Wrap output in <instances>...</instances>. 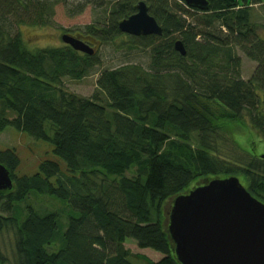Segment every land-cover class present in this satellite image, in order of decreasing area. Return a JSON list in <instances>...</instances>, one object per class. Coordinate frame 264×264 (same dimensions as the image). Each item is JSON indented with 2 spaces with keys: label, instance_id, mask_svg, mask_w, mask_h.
Here are the masks:
<instances>
[{
  "label": "trees",
  "instance_id": "16d2710c",
  "mask_svg": "<svg viewBox=\"0 0 264 264\" xmlns=\"http://www.w3.org/2000/svg\"><path fill=\"white\" fill-rule=\"evenodd\" d=\"M58 1L66 0H0V133L13 127L49 141L65 165L44 160L34 174L18 176L15 150L0 148L13 183L0 191V234L13 239L11 261L0 249V264H180L165 224L175 196L233 176L264 203V24L252 13L259 5L264 16V0H207L204 11L183 0H144L160 36L119 31L139 0L68 7L70 16L86 5L102 10L84 27L87 37L105 43L124 36L129 49L149 51L147 69L126 64L101 72L103 103L97 94L82 98L62 88L64 78L80 80L97 65L94 50L64 43L30 50L17 31L49 23ZM176 40L185 55L174 49ZM237 50L255 63L247 79ZM244 130L254 138L249 149L236 142ZM223 142L239 154L220 153ZM31 191L65 200L67 222L31 207L21 220ZM129 239L161 257L131 254Z\"/></svg>",
  "mask_w": 264,
  "mask_h": 264
},
{
  "label": "water",
  "instance_id": "95a60500",
  "mask_svg": "<svg viewBox=\"0 0 264 264\" xmlns=\"http://www.w3.org/2000/svg\"><path fill=\"white\" fill-rule=\"evenodd\" d=\"M204 11L207 0H184ZM121 33L131 36L161 35L162 28L144 0L136 12L118 22ZM61 40L75 51L93 54L83 40L63 34ZM174 49L185 55L176 40ZM13 186L9 170L0 164V191ZM167 232L180 264H264V203L253 197L237 177L215 178L195 186L170 201Z\"/></svg>",
  "mask_w": 264,
  "mask_h": 264
},
{
  "label": "rangeland",
  "instance_id": "374dc122",
  "mask_svg": "<svg viewBox=\"0 0 264 264\" xmlns=\"http://www.w3.org/2000/svg\"><path fill=\"white\" fill-rule=\"evenodd\" d=\"M79 0H66L64 2L58 1L53 5L52 16L50 22L39 25L23 24L17 28L25 46L30 49H38L43 47L63 46L61 36L69 34L81 40L88 41L95 53L93 56L96 58L97 65L82 79L71 80L68 78L63 79L62 88L69 94H74L82 98H90L97 94L103 103L105 98L99 94L96 87V82L104 70H111L126 64L141 65L147 69L150 63L149 51L140 49H129L128 38L119 36L110 42H100L98 40L87 37L83 34L84 27L89 24H94L102 16V10H98L92 5H86L83 11L78 14L68 15L67 8L74 7L75 3ZM67 3V4H66ZM253 20L260 24H264L263 11L259 5H253ZM240 58V71L241 77L247 79L251 74L255 63L249 61L243 53L237 50L236 53ZM50 124H45L46 133L52 136V130L49 129ZM237 136L238 145L242 148H248L254 141L253 136L244 131H240ZM236 139V140H237ZM257 146L259 143L255 142ZM227 143H222L218 150L223 155H228L225 149L230 150L235 155L239 154L233 148L230 149ZM0 148H12L15 150L19 157L20 165L16 170L18 176L32 175L38 171L39 164L44 160H53L59 163L60 167L65 169L64 163L53 154V148L49 141L36 140L31 138L23 131L7 127L0 133ZM223 149V150H222ZM258 152L262 153L261 148ZM237 150V149H236ZM233 153V154H234ZM243 156L247 158V154L243 152ZM24 207L22 213H18V217L22 220L27 214V207H31L38 215H44L49 212L58 214L60 225L67 222L69 210L65 200L50 196L47 194H39L35 191L29 192L26 198L21 202ZM19 207L20 211L23 208ZM170 201L166 210H169ZM167 216V213H166ZM166 224V223H165ZM12 246L13 239L9 232L0 234V249L11 261L12 259ZM125 247L129 249L131 254H143L152 260H158L161 255L150 249H140L136 246L133 240H127ZM135 264H143L142 262L132 260Z\"/></svg>",
  "mask_w": 264,
  "mask_h": 264
},
{
  "label": "flooded vegetation",
  "instance_id": "af4514ba",
  "mask_svg": "<svg viewBox=\"0 0 264 264\" xmlns=\"http://www.w3.org/2000/svg\"><path fill=\"white\" fill-rule=\"evenodd\" d=\"M183 2H184V0H183ZM184 4H185V2H184ZM148 6V5H147ZM185 6H186V8H188V9H194V8H190V7H188L186 4H185ZM124 34V33H123ZM126 35H128V34H126ZM129 36H131V35H129ZM146 36H148V35H146ZM153 36V35H152ZM154 36H157V35H154ZM160 36V35H159ZM87 42V44H90L88 41H86ZM90 46V45H89ZM91 47V46H90ZM92 48V47H91ZM94 50V49H93Z\"/></svg>",
  "mask_w": 264,
  "mask_h": 264
}]
</instances>
